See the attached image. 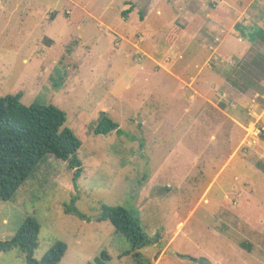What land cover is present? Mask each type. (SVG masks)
<instances>
[{
    "label": "rangeland",
    "instance_id": "1",
    "mask_svg": "<svg viewBox=\"0 0 264 264\" xmlns=\"http://www.w3.org/2000/svg\"><path fill=\"white\" fill-rule=\"evenodd\" d=\"M220 1L0 0V97L21 91L25 105L62 110L82 167L74 186L68 163L48 155L0 199V241L31 217L36 261L60 241L59 264H137L123 256L130 244L95 220L104 204L139 219L151 239L141 264H264V42L247 43L233 23L259 27L261 16L215 24ZM174 24L188 37L181 58L166 44ZM223 40L237 57L214 52ZM102 112L116 124L106 136L93 132ZM72 197L84 218L65 211ZM0 264H26L25 254L0 252Z\"/></svg>",
    "mask_w": 264,
    "mask_h": 264
},
{
    "label": "trees",
    "instance_id": "2",
    "mask_svg": "<svg viewBox=\"0 0 264 264\" xmlns=\"http://www.w3.org/2000/svg\"><path fill=\"white\" fill-rule=\"evenodd\" d=\"M240 28V33L247 41L264 42V31L257 28ZM165 37L166 44L175 47L177 42L185 40L180 39L186 38L185 27L174 24ZM22 96L20 91L0 97V199L3 201L13 198L16 191L48 155L68 163L74 186L82 173L81 161L77 155L81 142L64 126L66 114L51 104L25 105L21 101ZM115 126L106 113L102 112L94 124L93 132L106 136ZM117 131L120 132L119 129ZM256 167L264 174V163L257 162ZM74 202L75 197H72L69 205L65 206V211L84 218L77 212ZM95 220L107 221L114 231L130 244V250L123 253V256L131 255L137 264H141L139 250L148 246L151 239L138 218L121 206L103 204ZM39 231V223L34 218L25 219L11 239L0 241V252L18 248L25 254L26 264H59L67 248L60 241L55 242L40 261L32 258V253L37 247ZM100 257L102 260L110 259L106 252H102ZM94 264L104 263L95 258Z\"/></svg>",
    "mask_w": 264,
    "mask_h": 264
},
{
    "label": "crops",
    "instance_id": "3",
    "mask_svg": "<svg viewBox=\"0 0 264 264\" xmlns=\"http://www.w3.org/2000/svg\"><path fill=\"white\" fill-rule=\"evenodd\" d=\"M69 1H71V0H69ZM152 1V0H151ZM231 2H229V3H226V2H224V1H220L218 4H217V6H216V9L214 10V11H217L218 13V15H220V17H218V18H220L219 19V21L220 22H218V19H217V16H216V14H211V18H212V21L215 23V24H219V25H221L222 24V22H221V20H223V19H226L228 22H227V25L226 26H230V24H231V19L234 17V15L235 14H237L238 15V17H240L241 15H243L244 13H248L252 18H253V16H256V15H260L261 17H260V24H258V26L259 27H256V26H250V19H248V20H245L244 22H238L237 20L235 21V22H233L235 25H234V29L239 33V35H240V37L242 38V39H244V40H246L245 38H243V36H242V34L240 33V31H241V28L240 27H242V28H246V30L247 29H252V28H257V29H260V30H263L264 29V0H256L257 2L256 3H254L255 2V0H252V2H249V3H247L246 5H245V0L243 1V0H230ZM260 1V2H259ZM139 3H140V1H139ZM150 4V3H149ZM127 6H128V9H125L126 7H122V9H121V15H120V17H122V19L124 20V21H126L127 20V16L129 17L130 16V12L131 11H133V9H134V3H127L126 4ZM243 5V6H242ZM259 5H261V7H256V6H259ZM133 7V8H132ZM131 8H132V10H131ZM220 8V9H219ZM158 14H159V12H158ZM189 16H192V14L191 13H187ZM139 16H140V13L138 14ZM141 17V16H140ZM189 21L190 20H192V17H190L189 19H188ZM239 20V19H238ZM238 22V23H237ZM198 23L201 25V27H203V20L202 19H200V22L198 21ZM215 24H212V25H215ZM223 26H225V24L223 25ZM196 27H197V25H196ZM109 30L110 31H112L113 33H116V30L114 29V28H111V27H109ZM221 31V30H220ZM117 33H118V31H117ZM119 34V33H118ZM120 35V34H119ZM120 39H121V41H124V42H128V40L125 38V36H123V34H121L120 36ZM142 40H144L145 39V41L150 37V34H142V37L141 36H139ZM141 40V41H142ZM240 40V39H239ZM144 41V42H145ZM237 41H238V39H237ZM241 41V40H240ZM147 42V41H146ZM145 42V43H146ZM187 42H188V37L186 36V38H185V40H184V42H177V44L175 45V47H172V48H176V56H179V58H181V56L179 55L185 48H186V44H187ZM228 42V41H227ZM247 43H250V44H252V42H249V41H247ZM224 44H225V40H223L222 42H221V44H219L217 47H216V50L214 51V52H216V54H218V56H220V57H225V55H227V54H232V55H234V56H236L238 53H237V51H236V49H235V47L233 46L232 48H231V50L228 52V50H226V48H224ZM136 48H138V47H136ZM137 50H139V51H141V49H137ZM143 53H146L145 51H142ZM237 57V56H236ZM178 78V77H177ZM236 114V113H235ZM235 114L234 115H229V117L228 118H230V120H231V122L234 124V125H237V126H239V127H242L243 125H242V122L239 120V118L238 117H236L235 116ZM249 115L250 116H252V114H250L249 113ZM66 252H67V248H66V251H65V253H64V255H63V257H62V259H61V261H60V263L64 260V257H65V255H66Z\"/></svg>",
    "mask_w": 264,
    "mask_h": 264
},
{
    "label": "water",
    "instance_id": "4",
    "mask_svg": "<svg viewBox=\"0 0 264 264\" xmlns=\"http://www.w3.org/2000/svg\"><path fill=\"white\" fill-rule=\"evenodd\" d=\"M194 262H195L196 264H210V262H208V261L205 260V259L194 260Z\"/></svg>",
    "mask_w": 264,
    "mask_h": 264
}]
</instances>
